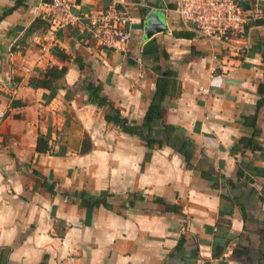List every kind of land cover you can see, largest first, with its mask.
Segmentation results:
<instances>
[{"label":"crops","instance_id":"0c3cea01","mask_svg":"<svg viewBox=\"0 0 264 264\" xmlns=\"http://www.w3.org/2000/svg\"><path fill=\"white\" fill-rule=\"evenodd\" d=\"M109 4L128 17L121 50L51 0H0V264H264V0L242 2L225 45L175 0H68L74 14ZM152 11L165 29L146 37ZM50 66L63 75L36 85ZM88 81L136 124L159 86L161 143L106 122Z\"/></svg>","mask_w":264,"mask_h":264},{"label":"built area","instance_id":"2783aa9c","mask_svg":"<svg viewBox=\"0 0 264 264\" xmlns=\"http://www.w3.org/2000/svg\"><path fill=\"white\" fill-rule=\"evenodd\" d=\"M244 0H175V11L189 30L208 41L226 44V39L242 29L247 18ZM51 6L63 12L62 21L85 30L91 40L106 48L123 49L128 34V17L114 7L74 14L68 0H51Z\"/></svg>","mask_w":264,"mask_h":264},{"label":"trees","instance_id":"16d2710c","mask_svg":"<svg viewBox=\"0 0 264 264\" xmlns=\"http://www.w3.org/2000/svg\"><path fill=\"white\" fill-rule=\"evenodd\" d=\"M262 58L264 59V55ZM64 70V67H47L43 71V78L39 79L38 83L35 84L39 86L53 88V82L63 75ZM100 89V84L98 82L91 81H88L84 87L87 99L90 102L95 103L97 106L103 107V117L106 122L112 123L113 125L117 126L120 131L126 134H134L139 136L142 140L145 141L147 145L152 143H161L159 139L153 138L150 135L152 125L156 124V122L160 118L158 108L159 102L162 98V94L161 89H159V86L156 87L154 93L152 94V97L140 124H136L134 121L128 120L125 117L121 116L119 109L115 107L106 97L100 94ZM256 91L259 96L256 100V106L258 107L264 105V83H259ZM165 129H167V127H165ZM45 146L46 138L43 136H38L36 139L35 150L37 152H44L46 150ZM107 196L108 195L105 191H100L97 195L85 193V191L80 192L81 202L87 207L95 206L98 203H102L105 205V198Z\"/></svg>","mask_w":264,"mask_h":264},{"label":"water","instance_id":"95a60500","mask_svg":"<svg viewBox=\"0 0 264 264\" xmlns=\"http://www.w3.org/2000/svg\"><path fill=\"white\" fill-rule=\"evenodd\" d=\"M165 29V25L159 19L156 12L152 11L148 14L147 20L144 23V34L149 37L151 34L162 31Z\"/></svg>","mask_w":264,"mask_h":264}]
</instances>
